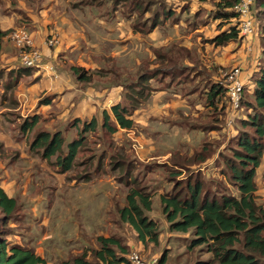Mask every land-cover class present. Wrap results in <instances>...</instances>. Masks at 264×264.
<instances>
[{
	"label": "trees",
	"instance_id": "obj_1",
	"mask_svg": "<svg viewBox=\"0 0 264 264\" xmlns=\"http://www.w3.org/2000/svg\"><path fill=\"white\" fill-rule=\"evenodd\" d=\"M173 1L80 0L79 2L83 5L96 4L97 7L109 2L110 9L103 13L102 17L106 15L108 18L116 9H121L123 16L131 17V14H134L133 31H141L144 28L145 33H151L167 20L177 24L180 13L190 9L188 4L183 5L180 6L182 11L176 13ZM196 1L199 5L206 2V0ZM236 2L237 0L215 1L211 10L213 19L218 22L216 24L218 34L210 39H203V43L222 47L229 42L238 41L236 14L233 12ZM153 8L154 12H152ZM252 8L253 19L257 24V41L261 47V62L258 71L252 77L253 87L243 88L239 109L236 112L230 113L228 110L226 88L213 83L211 79L213 72H209L204 67L198 69L200 63L197 59L194 61L191 58L188 49L163 47L153 51L154 62L142 61L134 76L120 74L118 76L121 81H111L122 86L125 91L124 99L121 104L111 108L113 120L109 119L106 112L103 115L101 128L105 134H113L116 126L130 129L133 122L127 119V116L139 106L141 101L149 97V93L155 87V89L180 92L183 96H196L202 102L205 108L204 118L198 123L194 121L196 124H190L189 119L181 118V127L188 130H203L205 134L210 130L227 132L228 128L232 132V136H229L226 146L222 149L223 137L219 136L213 141L204 138L200 148L192 150L191 154L171 158L172 166L181 167L185 171L181 181L177 180L181 172L166 164L151 162L144 164L142 169L136 172L132 160L126 156L125 159L116 161L111 159L108 167V170L116 174L118 180L129 186L126 196L127 206L118 210L120 228L129 227L135 233L138 242L142 244H156L158 229L154 221L148 218L152 207L151 191L146 192V187H141L142 184L150 182L141 181L145 178V174L153 171L154 168L163 169L162 180L167 183L173 182L169 193L162 195L159 202L169 232L190 234L192 239L187 241L185 252L190 253L198 248V251L209 255L207 260L196 259L192 264H264V207L255 199L256 170L262 162L264 152V0H254ZM146 12L151 15L144 19ZM197 13L194 17L198 16ZM206 24L202 21L199 25ZM11 32L12 30H9L6 33L8 38ZM184 55L193 65H180ZM69 71L75 81L84 85L92 82L94 75L101 74L89 73L77 67H70ZM48 102L49 98H46L40 101V104ZM37 121L35 116L24 119L20 125V132L31 130ZM78 124H81L80 120L71 122V127H77V137L66 146L61 131L52 134L39 131L30 142L31 152L48 160L52 169H56L60 175H65L68 181L71 179L86 181L91 177L92 172L104 171L101 164L104 156H100L93 165V160L99 155H93L84 148L85 134L95 133L98 126L96 120L83 122L81 127L77 126ZM79 156H82V159H79ZM207 160L213 161L218 169L219 178L208 177L202 171L195 172L191 169L192 165H200ZM262 177L264 178V172ZM221 178L224 179L223 182ZM220 187L223 191H220ZM230 187L236 193L228 192L227 188ZM154 188L153 185L151 190ZM42 189V186L38 188L39 191ZM23 201L24 199L20 197L9 198L0 188V264H47V259L36 253L35 241L38 237L34 232L31 233L29 217L26 216L27 211L24 210ZM110 232L115 230L111 229ZM95 241L96 248H89L88 251L79 254L70 252L67 254V256L71 255L70 261L58 257L55 259L56 262L130 264L128 257L132 247L129 243L124 245L116 236H97ZM168 251L167 248L164 249L154 264H166Z\"/></svg>",
	"mask_w": 264,
	"mask_h": 264
},
{
	"label": "rangeland",
	"instance_id": "obj_2",
	"mask_svg": "<svg viewBox=\"0 0 264 264\" xmlns=\"http://www.w3.org/2000/svg\"><path fill=\"white\" fill-rule=\"evenodd\" d=\"M16 1L21 3L20 7L23 8L13 9L11 4H17ZM48 1H53V4L48 7L41 6L42 8H46V10L48 9V11H45L46 15L43 18V16H40L38 11L41 8L34 5L36 0H0L2 3L0 5V12L5 9L10 13V11L13 9L15 14H18H12L14 23H12L10 20L11 28H13L11 30H13V32L15 31L16 34L18 31L24 32L27 37L31 39V45L25 47V50H22V48H19L16 45V42L12 39L13 32H11L9 36V41L11 42L10 44L12 48L18 53L20 59L18 60L19 63L21 62V65H23L21 61V54L27 52V50L28 52H31L33 49L41 54V49L44 46L46 47L47 39L52 35L56 37L58 42L57 45L59 44L60 38L63 42L70 41L67 37L71 38V45L69 46L71 48H65L67 51L65 52L64 56L67 57V59L81 64H86V67L89 66L91 69L98 65L101 67H107V70H110V72L106 73V78H111L112 80L118 81H121V79L117 75L116 71H120L118 74H121V76H134L138 61L145 60L154 62L155 55L153 54V51L156 49H162L163 47L169 49H179V47L186 48V46L189 47L190 56L194 61L200 58V66H204L206 68L211 66L212 69L215 70L216 77L214 79L216 81H219L220 76H222L223 73L230 71L233 69V67H239L241 76L242 73H244L243 75L247 77V81L249 82V79H252L254 72L258 71V66L261 62V54L258 55V52L261 53V49L259 47L258 52L253 55V53H255L254 43H258L257 25L254 26V32L251 37L241 39L240 42L236 43L235 48L231 46L233 48L225 49L231 53H237V51L242 50L243 57L239 59V62L235 66H229L223 62L228 52L226 53L224 52L225 50L222 51L220 49H215L211 46H208L210 44H202L200 42L201 39L198 41V39L192 37V35L197 33V35H201L202 30H206L205 28L197 29L198 25L201 24L202 21H205V23L208 24L206 26L209 29L208 33L210 32L212 34L217 29L216 24L218 22L213 19L211 10L214 7L215 1L217 0H206V2L197 9H186L184 12L180 13L177 24L172 23L171 20H167L163 22L162 26H157V28H155L151 34L145 33L144 28L141 31H133L132 21L133 18H135L134 14H131V17L123 16L121 9H116V11L110 14L108 18H106V15L103 17L106 20H110V22L105 23L104 21H101L100 17H102L103 13H106L110 9L109 2H106V4L102 7H97L96 4L83 6V4L79 2L80 0H46L44 5L46 3L50 4ZM70 4L71 8L69 6ZM16 10H22L23 12L26 11V15L23 13L22 17L20 12L16 13ZM154 11L155 10L153 8L152 12ZM196 12H198V16L194 17ZM150 15L151 13L146 12L144 14V19ZM7 22H9V20H7ZM258 23H260V21ZM43 25H46L47 28ZM211 25L213 30L210 28ZM45 28L47 29V32L43 34L41 31H43ZM34 36L35 38H39L42 41L41 46H36V44L33 42ZM5 44L6 45H2V48L5 51L7 49L11 51L12 49L9 43ZM201 45H205V47ZM247 47H250V50ZM249 58L254 61L256 65V71H254V67L249 70L241 67L247 66V62L250 63ZM181 59H183V62L180 64L181 66L193 65L188 61L185 55ZM62 62L64 61L62 60ZM67 64L69 65V61ZM121 68L126 69L127 71H122ZM150 68H152V66H150ZM94 76L95 80H97L100 75L98 74ZM158 91H162V89H155V87H153V91L149 93V97L146 98L145 101H141L139 103L136 112H131V115L127 116V119L133 122V126L130 131H126L124 134H122L120 132L117 133L116 130L115 132L117 135H115L116 133L113 135L105 134L104 132L99 137V141L102 142L101 146L105 148L107 147L106 149L104 148L107 152L103 158L107 163H110L111 159L112 161L125 159L126 156L127 158L129 157L128 159H132L133 164L136 167L135 171L137 172L141 170L142 166H144V163L150 159L149 156H152V154L155 152H160L162 156L156 158L153 161H163L165 160L166 156L169 157V155H173L174 152L178 153L180 151H190V149H194L195 146L200 145V143L203 141V138L213 141L218 135L221 138L223 137L221 143L222 148L226 146V141L228 140L229 135L232 133L231 131H229V134L226 131L224 132L221 130L217 134L208 133V136H206L201 130L189 131L176 126L177 123H179L180 114H187V119H189L190 124L195 122L198 123L204 118V108L202 107V103L199 101L198 97L187 95L189 99L187 102V100L184 98L182 100L180 98L167 96L164 97V94ZM169 91L171 92V90ZM43 92H47V90L45 89ZM121 93L124 95L119 88H114V96H110L109 98L105 99L104 104H110L112 102L111 100L113 99L120 101L122 96ZM28 95V93H23L20 96L29 98ZM55 96H61V94L58 92L57 95L55 94ZM56 100L57 101L55 102H58V104L62 105L61 97L56 98ZM85 113L88 115V117L89 114H91V112L88 110H86ZM197 118H199L198 121ZM86 120H89V118ZM98 130L100 131L102 128L99 127ZM134 133L136 134L134 135ZM231 136L232 135H230V137ZM116 139L119 141L118 145H116ZM67 140H69V137H67ZM94 147L95 146L92 144V139L86 140L84 148L88 149L93 155L95 153L96 155H100L99 153L103 151V148L100 149V152H96ZM108 148L109 150H107ZM145 158H147V160ZM79 159H82V156H79ZM161 172H163L162 168H154L153 171L147 172L145 174V178H143L141 181L143 182L147 180L150 183L143 182L144 184H140L141 187H146V192L151 191L152 196H150L152 198V207L151 211L148 213V218L154 221L158 229V239L156 244H142L138 242L135 233H133L129 227L120 228L119 226V228L116 229L117 222H115V217H110L112 223L116 224L113 226L115 232H110L109 229L105 230L106 225H109L110 223L106 214H101L100 209H97L99 213L96 214L94 218L103 224V227H100V230L102 231L101 234L98 235V231H95L89 235H85V238L82 237L83 240L79 239L73 242L74 238H71V233L67 231L66 233L68 234L66 235V240L63 241L64 238H62L60 230L62 228V224L65 225V223L71 222V217L74 215V213H77V209L75 208L74 210L71 207V182L64 181L62 183L61 181V186L59 188L60 192L57 193L54 200L55 204L57 201L59 206L58 213H53L49 217L47 216V218L44 217V219H41L39 215H32V208L38 206V197L43 196L42 192L45 194L50 192L47 185L57 186V178L56 176H47L45 178L44 176L48 175L47 173L42 175V177H44L41 179L43 181L42 185H45L42 191H33V188L30 187L29 184L27 186L29 190V197L27 199L24 198L23 201L25 205L24 210L27 211L26 216L29 217V225L32 231L38 237L37 241H39L42 236H50L49 240H46L45 242L55 241V248H45L44 250V257L47 259V263L61 264L56 262L55 259L60 257L61 259L70 261L71 255L67 256V254L71 251L73 252L72 254H79L83 251H88L89 248H96L97 244L95 240L97 236H116L124 245L129 243V245L132 247V249H130L129 257L132 254L139 255L146 264L156 263V259L166 248L169 250L167 252L168 254L166 264H192V262H194L196 259L207 260L209 255H206V253H203L202 251H198V248L190 253L184 251L188 243L187 241L192 239L190 234L183 235L180 233L169 232L168 223L161 214L159 202L162 195L166 194V192L169 193L168 191H170L173 182L167 183L165 180H162ZM263 172L264 152L262 156V162L259 168H257V175L255 177V199L258 204L264 207ZM35 173L36 171L33 169V176H35ZM205 174H208L206 175L208 177L212 176L219 178L218 171L216 172L212 166L207 167ZM40 176V174H36V178H39ZM182 179L183 178L178 179V181H181ZM223 180L224 179L221 178L222 182ZM153 185L155 188L151 190ZM81 186L83 187V185ZM227 189L228 192L236 193L231 187L230 189ZM10 191L13 190L11 189ZM220 191H223L221 187ZM49 203L52 205V200L48 201V205ZM125 205H127L126 202ZM48 222L52 224V227L41 230L42 227H46L45 224ZM68 226L71 228V232H73L74 228L71 227V223H68ZM54 227L55 230L52 232L51 230ZM11 228L15 229L13 226H11ZM63 242L65 245H63L61 248ZM40 251L41 250H39L38 253H40Z\"/></svg>",
	"mask_w": 264,
	"mask_h": 264
},
{
	"label": "crops",
	"instance_id": "obj_3",
	"mask_svg": "<svg viewBox=\"0 0 264 264\" xmlns=\"http://www.w3.org/2000/svg\"><path fill=\"white\" fill-rule=\"evenodd\" d=\"M1 2L0 5L2 4ZM16 2L17 4H13L11 2V6L13 9L23 8L20 7L21 3H19L18 1ZM44 2H46V0H36V3L34 4L35 6L41 8L38 11L40 16H43V18L46 15L45 11H48V9L46 10V8H42L41 6L48 7L53 4V1H48L50 2V4L46 3L45 5ZM173 2L174 10L176 11V13L182 11L180 9V6L183 5L188 4L191 9H197L198 7L202 6L198 5V2L196 0H174ZM69 6L71 8V4ZM13 9L12 11H10V13L7 12V10L5 9L0 12V188L5 192V194L9 198L20 197V199H27L29 197V190L27 187L29 184L30 187L33 188V191L37 192L39 191L38 188L40 186H45L42 185V178H46L47 176H56L57 186L47 185L50 192L48 194L42 192L43 196L38 197V206L32 208V215H39L41 219H44V217L47 218V216L49 217L53 213H58L59 206L57 201L55 204L54 200L57 193L60 192L59 188L61 186V181L62 183L66 181L71 182V207L74 210L76 208L77 213H74V215L71 217V222H68L71 223V227L74 228L73 232H71V228L68 226V223H65V225L62 224V228L60 230L62 238H64L63 241L66 240L65 238L68 234L66 233L67 231L71 233V238H74L73 242L82 239V237L85 238V235H89L95 231H98V235L101 234L102 231L100 230V227H103V224L94 218L95 215L99 213L97 209L101 210V214H106L109 220L110 224L106 225L105 230L109 229L110 231L111 229H113V226L116 225L115 223H112L110 217H115V222H117V229L119 228V226H121L120 220L118 218V210L127 206L125 205V202L129 186L125 185V183L118 180L116 174L112 173L113 171L108 170V167H110L111 162L107 163L106 160L103 159L101 161V164L104 168V171H101L99 173L92 172L91 177L86 181H76L75 179H71L70 181H68L66 180L65 175H60L56 172V169H52L48 160L43 159L39 154L31 152L30 142L32 138L36 135V133L39 131H46L50 134L57 131H61L66 146V144L68 145L72 140L77 137V127H71L72 121L80 120L83 123L95 119L98 125L95 130V133L88 132L87 134H85L86 140L92 139V144L93 146H95L96 152H100V149L103 148L102 152L104 153L100 152V155L97 157V159L93 160V165H95L97 163L98 158L102 155L104 156L107 152L105 150L107 147H102V142L99 141V137L104 133V131L103 129L100 131L98 130L99 127L103 125L104 112L107 113L110 120H113L111 108L114 105L121 104L123 102L124 95H122L121 93L122 96L120 101H116V99L111 100L112 102H109L111 105L104 104V101L110 96H114V88H119L123 92V94H125V91L122 86L113 84L111 82H115V80H112L111 78H106V73L110 72V70H107V67H101L100 65H98L95 68L91 69L89 68V66L86 67V64H81L76 61H71L70 59H67L64 54L67 51L65 48H68L71 45L70 37H67L70 41L65 42H63L60 38L59 44L57 46H44L41 49L42 64L40 67L29 69L24 68V66L20 64L21 62L19 63L20 59L18 53L12 48L10 44L11 42L9 41L10 39L6 35L9 30L13 29L11 28V22L14 23L12 14H15V11ZM17 12H20L22 17L23 13L24 15H26V11L23 12L22 10H16V13ZM7 20H9V22H7ZM100 20L104 21L105 23L110 22V20H106L103 17H100ZM207 25L208 24L199 25L197 29L205 28L206 30H202L201 35H197V33L195 35H192V37H195V39H198V41L201 39L200 42L202 44L208 45V43L202 42L203 39L207 40L214 37L216 34H218V31H212V34L210 32L208 33L209 29L208 27H206ZM43 26L46 27V25ZM46 28L43 31H40L45 34L47 32ZM210 28L213 30L212 25L210 26ZM52 36L54 37V35ZM33 42L36 44V46L42 45V41L39 38H35V36ZM238 42H240L239 38L238 41L229 42L222 47H214L213 45L208 46L223 51L226 48H235L236 43ZM5 43H9L12 49L11 51H9L8 49L5 51L2 48V45H6ZM203 47H205V45ZM258 47L261 49L259 43H254L255 53H253V55L258 52ZM247 48L250 50V47ZM186 49L189 50V47L186 46ZM239 51H237V53H231L228 50H225L224 52L228 53H225L227 57L225 56V60L223 62L229 66H235L239 62V59L243 57L242 50L240 52ZM259 54L260 52H258V55ZM62 60L64 62H62ZM199 60L200 58H198V61ZM249 60L250 63L247 62V66L241 67L246 68L248 70L254 67V71H256V65L254 61H252L251 58H249ZM68 61L69 65L67 64ZM142 61L145 60L138 61L135 73L141 64L140 62ZM70 67L82 68L89 73L100 72L101 74H99L100 76L99 78H97V80H95L94 76V80L92 82L84 85L80 82L75 81L72 76V73L69 71ZM201 67L204 66H199L198 69H200ZM121 69L122 71H127L126 69ZM206 70H208L209 72H213L211 79L213 80V83L218 84V81L214 79L216 77L215 70H213L211 66L207 67ZM116 72L117 75H119L118 73L120 71ZM243 74L244 73H242L241 81L244 84V87L251 89L253 87L252 79L249 77L250 79L248 82L247 77H245V75ZM45 89L47 90V92H43ZM58 92L61 94V96H55V94L57 95ZM158 92L164 94V97L167 96L173 98H180L182 100L184 98L187 100V102L189 100L187 95L183 96L180 92H170L168 90L166 91L165 89ZM23 93H28L30 100L27 97H21L20 95ZM58 97H61L62 105L58 104V102H55L57 101L56 98ZM46 98H49V102L47 104H40V101ZM136 109L132 110L131 112H136ZM86 110L91 112V114H89V117L85 113ZM34 116L37 117L38 120L36 125L31 130H26L24 133L20 132V125L22 121L26 118ZM86 117L89 118V120H86ZM181 118L187 119V114H180L179 123H177L176 125L180 128H183L181 127L180 123ZM198 119L199 118H197V120ZM78 125L79 127H81V124ZM115 128L117 130V133L120 132L122 134L132 129V127L128 130L121 129L118 126H116ZM189 131H195V129H189ZM218 132L219 131L217 130H210V132H207L205 135L208 136V133L217 134ZM117 133L115 135H117ZM227 133H229V128L227 130ZM135 134L136 133H134V135ZM230 135H232V133ZM67 137H69V140H67ZM217 137H219V135ZM118 142L119 141L116 139V145L119 144ZM202 144L203 142H201L199 146H195L194 149H190V151H180L178 153L174 152V155H169V157L166 156L165 160L156 161V163L159 165L166 164L170 167H173L177 171H180L181 175L177 177V180L184 178L185 171L181 167L172 166L170 164V159L191 154L192 150L199 149ZM107 150H109V148ZM160 156H162L160 152H155L154 154H152V156H149L150 159L144 164L154 162L153 160L159 158ZM145 159L147 160V158ZM208 166H212L216 170V172L218 171L213 161L208 160L204 163H201L200 165H192L191 169H193L195 172L202 171L205 173V171H207ZM33 169L36 171L35 176H33ZM37 173L41 175L39 178H36ZM45 173H47L48 175L42 177V175H44ZM81 185H83V187ZM11 189L13 191H10ZM49 199H51L53 202V204L50 206L48 205ZM45 226L46 227H42L41 230L45 228L49 229L51 227V223L48 222L45 224ZM54 230L55 227L51 231L53 232ZM32 232L33 231H31V233ZM49 238L50 236H42L39 241H37L38 239H36V253L39 256L44 257L45 248H55V241L45 242L46 240H49ZM43 243L45 244L44 247ZM63 245H65L64 242L61 245V248L63 247ZM39 250H41L40 253H38ZM72 253L73 252L71 251V254Z\"/></svg>",
	"mask_w": 264,
	"mask_h": 264
},
{
	"label": "built area",
	"instance_id": "obj_4",
	"mask_svg": "<svg viewBox=\"0 0 264 264\" xmlns=\"http://www.w3.org/2000/svg\"><path fill=\"white\" fill-rule=\"evenodd\" d=\"M254 5V0H237L236 4L233 6V12L236 14V27L238 31V38L246 39L251 37L254 32V26L256 22L252 16V7ZM14 31L12 34V39L16 42V45L22 50H25V47L31 45V39L27 37L24 32ZM56 37H48L47 47H53L57 45ZM21 61L24 67L27 68H38L42 64V55L36 51L32 50L31 52H25L21 54ZM219 85H222L227 90L228 97V110L230 113H234L239 109V104L241 100V94L244 88V84L241 81V71L239 67H233L228 72H225L220 76L218 81ZM229 124V122H228ZM130 264H146L145 261L136 254H132L129 257Z\"/></svg>",
	"mask_w": 264,
	"mask_h": 264
}]
</instances>
